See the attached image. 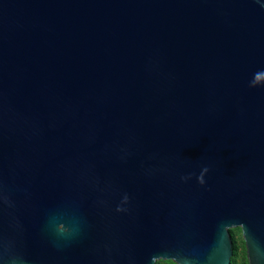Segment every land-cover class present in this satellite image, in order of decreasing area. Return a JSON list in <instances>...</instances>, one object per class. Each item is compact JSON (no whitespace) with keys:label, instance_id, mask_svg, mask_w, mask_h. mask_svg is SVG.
<instances>
[{"label":"water","instance_id":"1","mask_svg":"<svg viewBox=\"0 0 264 264\" xmlns=\"http://www.w3.org/2000/svg\"><path fill=\"white\" fill-rule=\"evenodd\" d=\"M264 264V0H0V264Z\"/></svg>","mask_w":264,"mask_h":264},{"label":"trees","instance_id":"2","mask_svg":"<svg viewBox=\"0 0 264 264\" xmlns=\"http://www.w3.org/2000/svg\"><path fill=\"white\" fill-rule=\"evenodd\" d=\"M232 242V256L230 264H248L245 256L244 242L241 237V231L239 228H235L229 231ZM170 264H173L169 261ZM156 264H168L167 262L158 261Z\"/></svg>","mask_w":264,"mask_h":264},{"label":"rangeland","instance_id":"3","mask_svg":"<svg viewBox=\"0 0 264 264\" xmlns=\"http://www.w3.org/2000/svg\"><path fill=\"white\" fill-rule=\"evenodd\" d=\"M167 263L170 264L169 261H168ZM171 263H172V262H171Z\"/></svg>","mask_w":264,"mask_h":264}]
</instances>
